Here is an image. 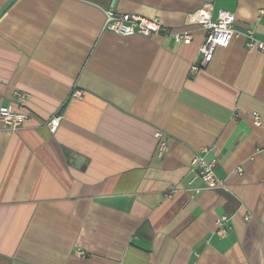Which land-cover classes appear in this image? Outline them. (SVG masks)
I'll use <instances>...</instances> for the list:
<instances>
[{"label":"crops","instance_id":"0c3cea01","mask_svg":"<svg viewBox=\"0 0 264 264\" xmlns=\"http://www.w3.org/2000/svg\"><path fill=\"white\" fill-rule=\"evenodd\" d=\"M206 5L264 41V0H0V107L30 116L0 121V264H264V51L239 35L191 73ZM109 9L166 30L119 36Z\"/></svg>","mask_w":264,"mask_h":264},{"label":"built area","instance_id":"2783aa9c","mask_svg":"<svg viewBox=\"0 0 264 264\" xmlns=\"http://www.w3.org/2000/svg\"><path fill=\"white\" fill-rule=\"evenodd\" d=\"M187 23L198 24L206 30L204 40L200 46L201 60L191 68V73L197 72L201 67L207 66L212 61L214 52L218 47L226 48L231 42L243 35L246 39V47L249 50L255 48L264 51V41L258 39L253 29L246 31H238L235 28V16L232 12L226 9H220L213 17L212 6L206 5L191 13L187 18ZM104 29L114 32L119 36L144 35L153 36L162 34L166 30L161 21L157 18H149L134 13L117 12L113 9L106 11V20ZM177 41L190 40L191 34L189 31H181L174 34ZM79 94V91L75 93ZM15 97L18 102H24L28 99V94L24 92H15ZM30 116L25 112L12 110L8 105L0 107V121L7 129L16 130L24 123L29 121ZM62 115L55 114L49 120L50 131L55 133L61 123ZM255 121L260 123L259 116L255 115ZM156 136L159 138V154H164L168 151L167 142L163 139V133L158 131ZM208 148L197 153L191 162V167L195 171V175L203 181L204 188L217 189L223 186V181L215 173V161L208 160L206 154ZM239 171L241 169L239 168ZM228 218L221 216L217 220L218 233L224 235L227 233L225 227ZM84 254V252H82Z\"/></svg>","mask_w":264,"mask_h":264}]
</instances>
